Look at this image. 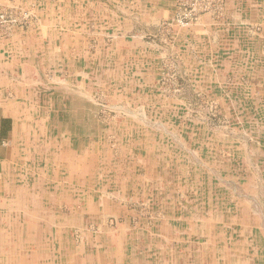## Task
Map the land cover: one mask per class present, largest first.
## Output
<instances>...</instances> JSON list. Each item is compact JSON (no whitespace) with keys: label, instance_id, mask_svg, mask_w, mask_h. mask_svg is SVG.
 <instances>
[{"label":"rangeland","instance_id":"rangeland-1","mask_svg":"<svg viewBox=\"0 0 264 264\" xmlns=\"http://www.w3.org/2000/svg\"><path fill=\"white\" fill-rule=\"evenodd\" d=\"M91 1L97 20L83 37L91 39L94 51L101 33L106 34L104 52L109 54L96 68L90 83L94 90L80 96L53 92V107L40 109L41 115H50L47 122L33 126L36 136L27 142L46 147L37 158L42 165L36 160L33 164L43 171L15 173L34 174L54 184L61 158L64 164L76 161L75 171L96 177L91 187L80 180L82 193L103 201L90 213L82 210L84 202L75 204L73 213L66 208L61 212L58 204L43 205L49 211L40 214L34 235L21 236L22 241L14 237L9 245L0 232V264H23L20 251L28 253L24 260L29 264H63L60 258L65 256L73 264H264L262 87L256 85L255 96L247 76L238 79L224 70L222 58L233 53L229 41L220 52L209 44V53H215L204 60L198 40L189 41L185 59L175 51L177 38L204 18L222 22L226 0H212L208 12L200 11L207 7L203 0H173L174 16L158 27L148 12L131 11L133 0H110L113 23L119 18L143 23L123 35L106 25L108 15L103 12L109 11L104 6L109 0ZM34 12L32 24L37 26ZM179 16L186 25L178 23ZM247 32L245 50H264L263 27L257 24ZM125 34L127 39L121 41ZM157 38L159 51L154 47ZM183 47L181 43L179 50ZM30 182L35 183L34 178ZM107 185L105 199L101 192ZM17 189L1 186L0 204L9 190ZM59 215L66 220L56 227ZM18 222L20 231L25 221Z\"/></svg>","mask_w":264,"mask_h":264},{"label":"crops","instance_id":"crops-1","mask_svg":"<svg viewBox=\"0 0 264 264\" xmlns=\"http://www.w3.org/2000/svg\"><path fill=\"white\" fill-rule=\"evenodd\" d=\"M93 3L91 0H55L53 2H48V0H0V8L3 10L27 9L36 15L35 10L38 18L37 26L31 23L29 29L18 30L10 39L0 40V187L16 188V171L34 172V174L43 171V169L40 170L42 162L37 158L46 153V147L43 149L37 147V149L27 142L33 139L32 136H36L33 135L35 133L33 126L47 122L50 115H41L40 109L53 107L54 104H51L53 92L56 94L72 91L80 96V93L87 94L90 90H94L90 83L93 77L97 76L96 68L109 54L104 52L106 34L101 33L103 38H99L94 51H90L91 39L88 37L89 41H87L83 37L85 29L97 20V10ZM104 6H108L109 11H104L103 15L112 14L110 0L109 5ZM130 6L131 11L148 12L153 27L160 26L162 20H168L174 16L173 0H150V2L149 0H133ZM123 11H126V8ZM70 13L72 15H69ZM120 19L113 23V17L108 15V19H105L107 20L106 25L117 27L116 30L120 35L143 27V23H128L127 20ZM257 24L264 29V0H226L225 19L222 22H216L210 18H204L193 29L186 31L185 36L177 38L175 51L185 59L189 41L198 40L202 44L201 48L204 49L201 52L203 54L201 58L204 60L215 53L212 49L213 53H209L207 48L209 44L220 52L222 50L220 48L229 41L233 53L230 57L222 58L227 67L224 70L238 79L247 76L252 81L249 90L257 96L256 85L262 87L261 91L264 92V50L260 47L246 51L245 39H243L245 33H248L247 28ZM126 34L120 36L124 39L121 41L127 39ZM92 35L94 39L95 35L93 33ZM114 38L116 41L115 36ZM214 42L219 43V48ZM154 43L157 44L154 47H157L159 51V39L157 38ZM181 43L186 46L183 50H179ZM164 56L165 54L160 55V58ZM218 72L221 73V71ZM85 80H88V86L80 85L81 82L86 83ZM72 150L73 153L75 149ZM62 151L60 148L58 152ZM35 160L40 165L33 166ZM63 162L61 158V163L56 168L57 176L64 169L69 168L68 171L77 173L76 180L79 190L81 179L91 187L90 181L96 179L94 173L83 176L86 172L84 171L80 175L79 168L75 171L76 161L66 164ZM45 165L48 167L47 164ZM93 171L97 172L95 169ZM34 179L36 184L40 181L38 185L45 183V179L41 177L34 176ZM36 184L32 183L29 186L34 185L35 187ZM99 185L101 186L100 183ZM107 187L108 185L103 186L106 191L101 192L104 198L108 194ZM76 202H78L76 204L83 203L80 199Z\"/></svg>","mask_w":264,"mask_h":264},{"label":"bare ground","instance_id":"bare-ground-1","mask_svg":"<svg viewBox=\"0 0 264 264\" xmlns=\"http://www.w3.org/2000/svg\"><path fill=\"white\" fill-rule=\"evenodd\" d=\"M80 128H81V126H80ZM68 131H67V133H68ZM78 160H80L78 162H81L82 159L80 158ZM57 161H58V159H57ZM86 162H88V161H86ZM20 166H21V164H20ZM83 166L85 168V164ZM17 168H18V166H17ZM68 169L69 168L64 169V171L61 172L59 174V176H57L58 178L56 177V181L57 180H60V181H57V183L54 182V184H52L51 181H45V183L43 185L42 184L41 185H38L39 183L36 184V180L34 179V182H35L34 184H36L35 187H34V185L33 186H29V185L32 184L30 182V178H34V175H32L30 177L29 176L20 177L21 175H19L17 177L16 183L19 185V186H17V187H19V189H17V190H11V192H9L10 191L9 190L7 192V194L10 193L9 197L7 199H5V201L3 202V204H0V209L5 210V211H2L1 212V215L2 216L0 215V232H3V235H6L7 236V240H10V241H7V243H9V245L13 244V242L16 240V239H14V237H16L19 240L21 238V236H24V238L25 237L27 238V235L29 236V235H31V233L34 235V233L32 231L35 230V229H37V227L41 224L40 221L42 220V217H41L42 215H40V214H44V213H46V212L49 211V210L47 211L45 208H42L43 205H47V204H58V205H60L59 206V209L61 210V212H63V210L66 208L67 210L70 209L72 211V213H73L75 210H77L76 209L77 206H75V204L78 203V202H76V200L77 199H80L81 201H83L84 203H86L85 204L86 205L85 209L83 207L82 210L90 213V212H93V210L91 209L92 207L98 208V205H99L98 203H102L103 199L102 200H99V201H95V199L93 200V198H87L82 193V191L79 190L78 186L76 188V184H78V181L76 180V176H74L75 177L74 178L73 177V174H72V171H68ZM81 183H83V182H81ZM35 189H37V192H32ZM94 203H96V204L93 205ZM19 218L25 221V223L22 224L23 227L19 228L20 231L18 230V227L20 225V224H18V223H20V222H18V219ZM64 220H66L65 219V216H60L59 215L58 218L56 219V222L53 225L57 227L60 224H62L64 222ZM22 239L23 238H21V241H22ZM11 240H13V241H11ZM83 240H84V238H83ZM0 250H2V249H0ZM13 250H14V252H16L15 249H13ZM10 254H11V251H10ZM27 255H28L27 252L25 253L24 251H20V257H21V259L23 257H24V259L27 258ZM12 257H13V254H12ZM67 257L68 256H65L64 260L60 258L61 263H63V264H65V263H67V264H73V261L71 263L70 260H67L66 259ZM11 258L9 257V260L8 261H11ZM24 259L22 260V261H24L22 263L23 264H29ZM76 259H77V257H76ZM48 260H49V258H48ZM78 260H77V262H78ZM104 264H107V263H104Z\"/></svg>","mask_w":264,"mask_h":264},{"label":"built area","instance_id":"built-area-1","mask_svg":"<svg viewBox=\"0 0 264 264\" xmlns=\"http://www.w3.org/2000/svg\"><path fill=\"white\" fill-rule=\"evenodd\" d=\"M203 1L207 3V7H204L202 8V10H200L203 12H208L212 10L213 1H217L218 3V0ZM193 17H196V15H194ZM33 21L34 15L31 11L21 9L12 13L0 12V40L10 39L12 37V33L16 29L29 26ZM178 23L181 24V26H184L187 22L181 16H179Z\"/></svg>","mask_w":264,"mask_h":264}]
</instances>
